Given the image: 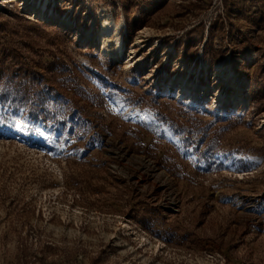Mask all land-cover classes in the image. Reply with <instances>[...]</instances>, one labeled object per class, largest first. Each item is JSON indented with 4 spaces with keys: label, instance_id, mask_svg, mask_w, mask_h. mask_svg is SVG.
Wrapping results in <instances>:
<instances>
[{
    "label": "rangeland",
    "instance_id": "obj_1",
    "mask_svg": "<svg viewBox=\"0 0 264 264\" xmlns=\"http://www.w3.org/2000/svg\"><path fill=\"white\" fill-rule=\"evenodd\" d=\"M0 264H264V0H0Z\"/></svg>",
    "mask_w": 264,
    "mask_h": 264
},
{
    "label": "bare ground",
    "instance_id": "obj_2",
    "mask_svg": "<svg viewBox=\"0 0 264 264\" xmlns=\"http://www.w3.org/2000/svg\"><path fill=\"white\" fill-rule=\"evenodd\" d=\"M193 89H196L197 90L198 88H197V86H193ZM200 89L205 90L206 89V86L203 85ZM182 92H183V86L179 90H177V94L180 96ZM190 96L193 97L192 99H196V97H197L196 95H194V91H192V93L190 94ZM240 99L233 98L232 101H230V103H235V104H239L240 103V104H242V100H240ZM135 117H139V115H136Z\"/></svg>",
    "mask_w": 264,
    "mask_h": 264
},
{
    "label": "trees",
    "instance_id": "obj_3",
    "mask_svg": "<svg viewBox=\"0 0 264 264\" xmlns=\"http://www.w3.org/2000/svg\"><path fill=\"white\" fill-rule=\"evenodd\" d=\"M126 20L128 21V18H126Z\"/></svg>",
    "mask_w": 264,
    "mask_h": 264
}]
</instances>
